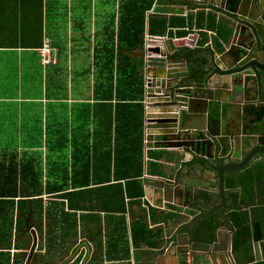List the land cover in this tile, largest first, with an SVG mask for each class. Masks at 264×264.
<instances>
[{
	"label": "crops",
	"instance_id": "obj_1",
	"mask_svg": "<svg viewBox=\"0 0 264 264\" xmlns=\"http://www.w3.org/2000/svg\"><path fill=\"white\" fill-rule=\"evenodd\" d=\"M128 7L147 9L145 48L134 53L137 57L145 59L146 70L148 48L161 45L164 38L179 40L188 36L196 37L192 41L195 47H186L185 51L197 50V61L205 57L206 54L203 51L205 48L212 47L222 51L223 46L230 45L233 28H230L232 21L229 17L206 13L204 9L175 0H0V149L17 150L18 153L23 150L40 149L45 157L46 135L67 133L70 140V153L72 136L87 133V126L83 130L77 128L78 118L86 121V124L90 123L89 132H92L93 129V113L96 122L105 121L109 112L107 105H110L111 111H113L115 103L114 101L111 103L97 101L93 98V88L106 85V80L94 77V56L108 53L106 40L113 37L117 39L118 24ZM163 20L168 23L165 34L164 28L160 26V22ZM172 20L174 25L169 24ZM185 32L186 34L182 36V33ZM262 34L264 35V26ZM45 39L51 40L56 58V63L49 66H44L41 63L39 53ZM113 53L119 54L117 47ZM183 65L179 64L180 67ZM145 79L143 143L140 144V152L135 156L140 162L137 164L141 170L139 180L143 187V196L128 205L123 217L128 235L132 222L140 219L146 221L148 226L150 222L156 224L152 229L163 234V240L165 236H170L174 232L173 221L186 222L197 212L194 209H183L174 202H166L161 191L162 187L157 183H150L149 180L153 181V179L161 177L181 178L183 183L188 186L195 185L197 190H203L205 185L213 187L215 183L205 181L197 172L198 167L194 166L193 162H182L183 158L177 156L178 153L174 148H164L161 138L148 134L147 71ZM249 88L254 89L255 86ZM106 93V89L98 90L99 95L106 96ZM251 100V98L248 99V101ZM239 110L237 108V112ZM217 112L218 109H216ZM201 125V116L198 115L196 126L201 127ZM258 127L263 129L264 122L261 121V124H258L256 128ZM125 131L129 133L128 141L123 139V135L119 136L118 134L117 136V133H114V127H111L108 134L107 128L97 127L96 143L93 149L97 178L106 180L104 177L107 175V171H103L102 167L107 163L113 164V150L116 151L114 163L123 167L128 163L124 161L121 152L126 147L135 146L134 138L131 136L138 134L139 129ZM196 132L193 130L192 134ZM24 136H38V139L40 136V147L34 146L36 145L34 142L37 141L36 137L32 139L33 144L30 146L29 139ZM257 138L260 139L259 134L255 140ZM107 149L110 151V159L105 154ZM191 157L192 155H188L187 161ZM43 167L46 170L45 158ZM51 167V178H47L45 172L44 180L54 181L57 179L55 174H58V165L51 164ZM259 173V176L263 174L262 169L259 170ZM92 174L91 172L90 177ZM119 178L121 179L122 176ZM77 179L86 180V175L81 174ZM249 181L254 180H248V183L254 184ZM112 183L114 182L111 181L109 188L104 192L106 194L114 193L115 196L120 195V189ZM120 183L124 190V180H121ZM255 185L258 187V182H255ZM258 191L260 197L264 198V185L259 184ZM245 192H248L246 188ZM100 195L103 196L102 193ZM134 195L136 194L132 193V196ZM43 198L44 205H50L51 220L48 222L46 217L43 218L40 234L34 229L29 230L36 231L38 234L37 239L41 246L40 254L54 253L53 250V252L45 254L47 230L52 229L53 237L60 231L67 230L69 232L66 238L67 244L63 243L64 249L48 259L47 263L61 264L65 262L71 256L74 248L86 241L90 242L95 249L96 241L93 236L88 239L90 237L88 235L98 229L97 222L91 216L93 212L88 209L70 210L67 217L70 225L63 228L62 225L65 223L61 221L63 218L61 215L63 207L60 205L62 200L54 198L53 195L48 196V194H44ZM145 205H148V208ZM245 205H248L244 208L245 210L252 209L249 204L245 203ZM100 215L103 217V212ZM116 217L119 216L116 215ZM108 222L111 224L113 220L108 219ZM82 223L84 234L82 233ZM109 229L110 226L101 224L102 242L105 239V231ZM139 237L141 241L138 246L136 248L130 246L128 259H123L122 255L120 258H107L108 260L103 257V264H153L155 258L152 250L160 248L162 241L157 246L153 240H144L143 237ZM29 250L26 252L29 253ZM64 252H68V255L61 259V254ZM85 252L86 250H83L81 253L86 255ZM54 259L56 260L52 261ZM157 259V264H179L177 258L159 256ZM234 260L235 264H252V260H247L243 254L236 253ZM93 263L96 264V261ZM219 263H222L221 260ZM230 264L232 263L230 262Z\"/></svg>",
	"mask_w": 264,
	"mask_h": 264
},
{
	"label": "trees",
	"instance_id": "obj_2",
	"mask_svg": "<svg viewBox=\"0 0 264 264\" xmlns=\"http://www.w3.org/2000/svg\"><path fill=\"white\" fill-rule=\"evenodd\" d=\"M135 8L128 7L124 11L118 24L117 39L113 37L106 40L108 53L94 56V77L106 80V85L93 88V98L97 101L109 103L114 101L115 103L113 111H111V106L107 105L109 112L105 121L96 122L93 113V129L92 132H89L90 123L87 122L86 124V121L78 118L77 128L83 130L87 126V133L72 136L70 153V140L67 133L46 135L47 149L45 157L40 149L23 150L20 153L17 150L0 149V264H26V250L29 249L31 243L29 230L34 229L40 234L43 218L46 217L48 222L51 220L49 215L50 205H44V194L53 195L54 198L62 200L60 205L63 207L61 211L63 217L61 221L65 223L62 225L63 228L70 225L67 220L70 210L88 209L93 212L91 216L97 222L98 229L93 234H89L88 239L93 236L96 241L95 250L97 252L95 256L99 259V264H103V257L105 259L120 258V255H122L123 259H128L130 246L136 248L141 241L139 236L143 237L144 240H153V243L157 246L162 241L163 234L161 235L158 230L153 231L155 229H150L146 221L140 219L132 222L129 228L130 234L128 235L125 218L123 217L128 205L143 196V187H141L139 180L141 175L140 162L137 161L135 156L136 153L140 152L145 127L146 62L145 59L137 57L134 53L145 48L147 9ZM167 24L165 20L160 22V26L164 28V34ZM169 24L174 25L175 23L172 20ZM184 34L186 32L182 33V36ZM115 47L118 48L119 54L113 53ZM98 67L100 71H98ZM99 89H106L107 97L99 95ZM97 127L107 128V134L111 127H114V133H117V136L118 134L119 136L123 135L125 141L129 140V133L125 130L139 129L138 134L131 136L134 138L135 146L126 147L121 152L124 161L128 162L124 167L114 163L116 151L113 150V164L107 163L102 167L103 171H107V175L104 177L106 180H101L96 176V160L93 149L96 143ZM260 127L256 129V132L262 133L264 131V128L259 129ZM33 138L34 136H27L30 146L33 144ZM40 142L39 136V139L37 138V141L34 142L36 144L34 146L40 147ZM1 145L4 146V144ZM105 154L110 159L109 149ZM44 158L46 170L43 167ZM138 162L139 164H137ZM51 164L58 165V174H55L57 179L54 181L44 180L45 172L47 178H51ZM260 168L263 171L261 176H259L260 173H256L254 169H251L242 175L239 182L237 179L232 180L234 187L242 186V192L231 193L228 224L233 229L240 228V231H245L248 234V231L253 230L252 225L248 223V216H251L257 230L254 242H259L264 246V199L257 201L256 186L248 183V180H258L259 178L264 180V165ZM91 172L93 173L92 177H90ZM81 174L86 175V180L77 179ZM120 176H122L121 179ZM121 180H124V190L121 188ZM111 181L120 189V195L115 196L114 193L106 194L104 192L109 188ZM245 188L248 192H245ZM132 193L136 195L132 196ZM126 198L127 201H125ZM240 201L249 204L252 209L245 210L239 207ZM233 206H237L236 209L232 210ZM101 212L104 214L103 217L100 215ZM116 215L119 217H116ZM216 215L217 213L214 212L199 217L197 222L220 224L216 219ZM108 219H112L113 223L110 224ZM101 224L110 226V229L104 233L105 239L103 242ZM82 233H85L83 223ZM68 235L69 232L64 230L53 237L52 229L47 230L45 254L53 252L57 245L60 246L62 251L64 249L63 243L67 244L66 238ZM238 241L242 242L241 239ZM239 245L238 243L236 250L245 251L246 253L243 255L246 256L247 260H252V264H264V259L256 263L253 255L246 251V244H244V247ZM67 255L68 252L61 254V256ZM79 263L80 260L75 264ZM31 264L43 263L38 255L36 259L33 258ZM96 264H98L97 261Z\"/></svg>",
	"mask_w": 264,
	"mask_h": 264
},
{
	"label": "water",
	"instance_id": "obj_3",
	"mask_svg": "<svg viewBox=\"0 0 264 264\" xmlns=\"http://www.w3.org/2000/svg\"><path fill=\"white\" fill-rule=\"evenodd\" d=\"M175 1L229 17L233 35L230 45L223 46L222 51L205 48L206 55L199 61L197 50L185 51L186 47H195L194 36L164 38L161 45L146 52L148 134L161 138L164 148H174L182 162H193L205 181L215 183L197 190L181 178L149 180L162 187L166 202L197 212L186 222L173 221L174 232L163 238L160 248L152 250L153 264L158 263L159 256L179 260L182 240L187 237L185 231L199 217L220 211L216 219L220 224H228L231 193L242 192V186L234 187L232 180L239 182L245 170L264 162V145L261 139L255 140L258 133L252 132L261 122L255 121L256 117L247 118L243 109L246 91L264 79V0ZM233 107L241 108L240 112H233ZM198 115L201 127L196 126ZM193 130L197 132L192 134ZM188 155L192 157L187 161ZM247 206L240 201L239 207ZM248 219L249 224H255L251 216ZM32 232L30 254L38 244L37 234ZM233 240L229 256H225L229 264H235ZM222 242L218 239L219 244ZM82 245L89 254L92 252L88 241ZM69 262L70 258L63 264Z\"/></svg>",
	"mask_w": 264,
	"mask_h": 264
},
{
	"label": "flooded vegetation",
	"instance_id": "obj_4",
	"mask_svg": "<svg viewBox=\"0 0 264 264\" xmlns=\"http://www.w3.org/2000/svg\"><path fill=\"white\" fill-rule=\"evenodd\" d=\"M254 89L249 88L246 91L247 101H244L243 109L246 112L247 118L256 117L255 121L264 122V79L260 81V84L258 86L255 85ZM249 98H251L252 100L248 101ZM237 108L238 107H233V112L237 113ZM239 109L241 110V108ZM255 129H253L252 132L258 133ZM258 134L261 139V144L264 145V131L262 133L259 132ZM261 158L262 157H260L259 159ZM263 165L264 162H260L259 164L252 166L251 169H254L256 173H259V170L261 169L260 167H262ZM248 170H245L242 175ZM249 182H253L254 185L255 182H258V187L255 185L257 190L256 200L258 201L260 199H264L260 197L258 191L259 184L264 185V180L262 178H259L258 180L255 179L254 181ZM255 225L256 224L252 225L253 230L248 231L247 234L245 231L233 229L232 226L229 224H211L209 222L202 223L196 221L190 226V228L186 229L185 231L187 232V237L183 238L182 240L183 247L180 249L178 263L220 264L219 260H221V264H228L225 256H229L228 254L231 248V244L232 242H234L233 238H235L234 247L232 248L233 255H236V253L245 254L246 252L243 250H236V246L238 243L240 244L239 246L242 245L243 247L244 244H246V251L253 255V257L256 259V263L261 262L264 259V246H262V244L259 242H254L255 233H257ZM235 233L236 235L234 236ZM218 239L223 240L222 244L218 243ZM240 239L242 242L238 241ZM89 245L92 249V252L90 254L85 248V246L82 245V243L78 244L71 253V256L69 257V264H75L79 260V264H82L84 261L85 264H93L94 261H97V263L99 264L100 261L95 256L96 251L95 249H93L94 246L92 247V244L90 242ZM248 246L251 247L248 248ZM83 250H86V255H83V253H81Z\"/></svg>",
	"mask_w": 264,
	"mask_h": 264
},
{
	"label": "built area",
	"instance_id": "obj_5",
	"mask_svg": "<svg viewBox=\"0 0 264 264\" xmlns=\"http://www.w3.org/2000/svg\"><path fill=\"white\" fill-rule=\"evenodd\" d=\"M41 63L44 66H49L54 63H56V58L54 55V49L51 45L50 39H45L44 45L39 49ZM146 208H148V205H145ZM160 224V223H159ZM156 224H153L152 222L149 223V228H154Z\"/></svg>",
	"mask_w": 264,
	"mask_h": 264
},
{
	"label": "rangeland",
	"instance_id": "obj_6",
	"mask_svg": "<svg viewBox=\"0 0 264 264\" xmlns=\"http://www.w3.org/2000/svg\"><path fill=\"white\" fill-rule=\"evenodd\" d=\"M1 137V136H0ZM25 138H27V136H24ZM34 137H38V136H34ZM34 232H36V231H34ZM30 234H31V244H32V242H33V232L32 231H30ZM38 235V234H37ZM39 238V237H38ZM40 241H39V239H38V246H37V248L36 249H34V251H33V254H30V252L29 253H27V256H28V258H27V260L25 261L27 264H31V262H32V260H33V258L34 259H36V257L39 255L40 256V261H42V263L43 264H52V263H47L48 262V259H50L53 255H56V254H58L61 250H60V246L59 245H57L56 246V248L54 249V253H52L51 255H40ZM30 247H31V245H30ZM30 247H29V249H30ZM63 257V258H62ZM64 257L65 256H61V259H64ZM56 259H54V260H52V261H55ZM52 261H50V262H52ZM66 262V261H65ZM64 262H62V264H63Z\"/></svg>",
	"mask_w": 264,
	"mask_h": 264
}]
</instances>
